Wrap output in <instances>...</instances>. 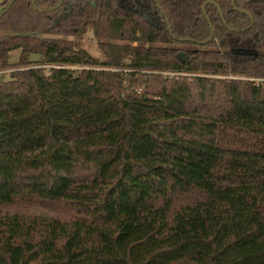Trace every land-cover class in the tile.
<instances>
[{"label": "trees", "instance_id": "obj_1", "mask_svg": "<svg viewBox=\"0 0 264 264\" xmlns=\"http://www.w3.org/2000/svg\"><path fill=\"white\" fill-rule=\"evenodd\" d=\"M58 1L0 0V264H264V0H98L100 57Z\"/></svg>", "mask_w": 264, "mask_h": 264}, {"label": "rangeland", "instance_id": "obj_2", "mask_svg": "<svg viewBox=\"0 0 264 264\" xmlns=\"http://www.w3.org/2000/svg\"><path fill=\"white\" fill-rule=\"evenodd\" d=\"M97 8H98V0H93V8H92V12H91V19L90 22L88 24L87 27V31L86 33L78 38V40L80 41L81 45L86 48L90 54L100 57L101 54L97 49V45H96V39L94 38V25L96 22V17H97ZM7 34V32L4 31H0V37H3ZM34 58V56H32ZM18 58V51H13L11 53V57L9 59V61L11 63H14L17 61ZM13 70V68H6V69H2L0 70V73H4L5 77L8 76L9 71Z\"/></svg>", "mask_w": 264, "mask_h": 264}, {"label": "water", "instance_id": "obj_3", "mask_svg": "<svg viewBox=\"0 0 264 264\" xmlns=\"http://www.w3.org/2000/svg\"><path fill=\"white\" fill-rule=\"evenodd\" d=\"M14 0H11V3L13 2ZM61 1L62 0H59L58 1V3H57V5H56V7L61 3ZM232 2H233V0H232ZM46 10V9H45ZM218 11H219V13H220V16H221V18H222V14H221V11H220V9L218 8Z\"/></svg>", "mask_w": 264, "mask_h": 264}]
</instances>
